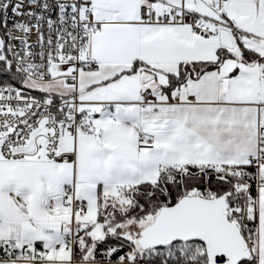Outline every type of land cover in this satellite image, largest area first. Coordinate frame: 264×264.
Returning <instances> with one entry per match:
<instances>
[{"label": "snow or ice", "instance_id": "obj_1", "mask_svg": "<svg viewBox=\"0 0 264 264\" xmlns=\"http://www.w3.org/2000/svg\"><path fill=\"white\" fill-rule=\"evenodd\" d=\"M0 264H264V0H0Z\"/></svg>", "mask_w": 264, "mask_h": 264}]
</instances>
